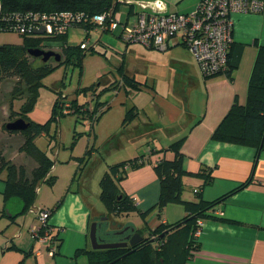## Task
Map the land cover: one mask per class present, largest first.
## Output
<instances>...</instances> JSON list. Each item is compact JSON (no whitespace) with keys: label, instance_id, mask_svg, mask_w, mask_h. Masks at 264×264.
Returning <instances> with one entry per match:
<instances>
[{"label":"crops","instance_id":"0c3cea01","mask_svg":"<svg viewBox=\"0 0 264 264\" xmlns=\"http://www.w3.org/2000/svg\"><path fill=\"white\" fill-rule=\"evenodd\" d=\"M198 1L124 0L122 4L127 5L128 10L131 5L133 12L142 8L187 12ZM119 16L122 17L121 13ZM231 18L232 43L229 49L228 71L225 73L203 77L194 56L180 42L178 36L168 38V47L165 50L142 44L145 48L167 53H163V61L155 62L160 68L157 73L160 78L155 79L154 86L149 87L146 84L145 76L141 81L144 84L137 88L150 100L133 102L131 107L135 108L137 116L129 126L151 124L149 128L158 137L153 140L157 145L156 149L167 145L164 140L170 141L173 137L186 133L181 146L184 170L197 173L207 169L212 176L211 182L203 185L201 176H184L182 198L195 199L194 192L199 189L203 199L213 200L248 179L243 187L216 205L222 212L221 215L204 218L198 238L199 248L193 252L186 264H264V148L258 152L254 147L210 138L212 130L233 101L236 99L243 103L246 100L248 80L257 49L264 45V9L259 12H233ZM120 31L121 29L117 37ZM20 42L21 36L18 34L0 31V43ZM128 43L130 42H125V47ZM52 49L59 50V45L53 44ZM182 50L188 52V55ZM115 75V79L119 80L118 72ZM100 76L104 82H108V77L97 75L98 78ZM159 82L161 85H158ZM43 87L39 89L36 104L29 112V118L40 123L49 117L54 100V92ZM159 89L163 91L160 92ZM108 93L113 97L111 101L106 102V113L113 108L118 110L115 119L116 123L120 124L115 125H119L120 129L130 91L112 86ZM4 105L0 106L2 116L6 114ZM114 133L110 129L106 136H112ZM138 140L144 141V144L138 145V149H131L125 156L117 153V156L121 157L118 159L120 161L144 154V163L136 168L126 167L123 178L119 180L121 190L133 198L136 210L115 216L110 225L111 221L108 222L109 219L102 216L103 212L96 203L89 201L82 193L79 183L82 173L79 172L77 176V161L68 162L71 157L69 154L64 156L65 162L54 163L52 174L55 180L46 189V199L42 203L43 207L51 210L48 223L54 227L53 234H57L56 250L52 255L48 252L49 242L39 241L34 237L33 226L37 224V220L32 213L26 211L12 217L5 211L7 206L9 211L15 213L20 204L18 201H12L11 208L8 201H5V172H2L0 264H91L89 251L93 248L89 231L93 221H97L99 226L104 225L102 229L98 226L99 237L103 234L107 237L104 227L113 229L110 230L112 232L122 231L117 234L124 237L135 234L138 229L143 231V236H149L150 229L182 219L185 210L179 203H168L161 211L154 206L159 193V179L152 168L151 159L170 157L171 153H152L150 149L154 146L153 142H147L143 136L129 141L135 143ZM55 153L59 156L60 149H54L53 155ZM107 155H110L109 150L103 157L98 149H92L84 163L81 162L78 167L81 169L83 163L85 168L91 158L94 159L89 171L101 167L103 158ZM113 163L116 162L107 161V165ZM35 200L37 202V199ZM36 202L34 201V204ZM130 215L135 218H129Z\"/></svg>","mask_w":264,"mask_h":264},{"label":"trees","instance_id":"16d2710c","mask_svg":"<svg viewBox=\"0 0 264 264\" xmlns=\"http://www.w3.org/2000/svg\"><path fill=\"white\" fill-rule=\"evenodd\" d=\"M124 0H0V31L13 32L21 36L19 44L0 43V80L14 77L12 86L7 89L10 101L6 105V122L1 126L9 133L19 132L23 136V144L20 150L36 162V167L32 169L31 177L26 175L23 165L16 166L4 157H0V174L5 172L3 195L5 201L12 197H18L22 201L21 210L12 217L25 213L34 203L38 183L47 182L52 185L55 176L52 174V166L56 160H52L48 154L40 149L35 143V137L40 134L49 133L51 123L55 126L62 116L73 114L77 119H87L90 126L94 121L107 110L108 105L96 100L93 110H89L82 104H78L76 99L67 100V94L60 89L52 88L54 100L52 102L49 117L44 122H35L29 118L39 95V89L44 86L42 78L54 67L61 63L72 64L82 67V58L87 53L96 51L95 47L83 48V40L90 35V32L98 26L94 20V15L112 9L118 11L119 5ZM126 17L133 12L132 6ZM18 13H38L51 19L62 12H68L77 16L71 25L63 30L55 27L51 32L44 29L43 32H36L42 26L31 27L30 30L18 32L13 25L17 24L13 14ZM8 15L13 19L6 22L2 17ZM126 19V18H125ZM51 21H53L51 19ZM33 22V21H31ZM75 26L84 30V38L76 44L68 42L69 28ZM105 29L103 32H109ZM119 37V36H118ZM59 45L60 60L55 61L52 57L43 61L41 57L32 56L28 53L30 48H41L53 50V44ZM127 43V42H126ZM38 58L41 62L33 66L29 57ZM53 59V63L51 62ZM228 71V69L226 70ZM225 71V72H226ZM117 72L119 80L115 79L105 84L111 88H123L125 91L137 89L144 84L134 76H130L125 71L124 61L118 66ZM103 82L102 76L99 77ZM26 89V90H25ZM26 93V94H24ZM95 96L93 95V98ZM19 99L17 109H13V100ZM69 102L68 112H64V103ZM137 116L134 107H129L124 113L121 127L114 135L115 146H120V135L127 134L128 140L139 139L143 136L147 142L158 138L151 130V124L142 126H129L131 121ZM16 118H22L28 123L27 127L21 130L7 129L5 124ZM150 127V128H149ZM149 128V129H148ZM48 135V134H47ZM186 137V133L173 137L170 142L156 149L151 146V152L169 151L170 157L161 156L155 160L151 159L152 168L159 179V193L154 206L159 211L168 203H179L185 210L182 219L171 224H160L149 230V236H143L142 230H136L137 238L140 240L127 246L91 249L89 259L91 264H186L194 251L199 248V241L193 236V231L197 225L198 218L218 217L209 211L216 208V205L227 198L231 193L243 187L248 179L236 188L213 199L202 198L200 190H195V199L186 200L182 198L184 190V176L196 175L203 178V184H208L212 180L209 170L190 173L182 166L183 153L181 146ZM53 140L56 133L52 134ZM210 138L216 141L229 142L238 145L254 147L258 152L264 148V45L259 46L254 59L252 70L249 76L246 100L243 103L236 99L230 105L226 114L212 130ZM144 154L108 165L101 179V199L104 201L107 210V218H112L122 213L136 210L134 200L126 195L119 186V180L123 178L126 167L136 168L144 163ZM143 214V213H142ZM113 231V229H111ZM116 231V230H115ZM163 233L162 236H160ZM107 234V233H106ZM136 238V239H137ZM124 239L117 232L107 234L104 241H116Z\"/></svg>","mask_w":264,"mask_h":264},{"label":"rangeland","instance_id":"374dc122","mask_svg":"<svg viewBox=\"0 0 264 264\" xmlns=\"http://www.w3.org/2000/svg\"><path fill=\"white\" fill-rule=\"evenodd\" d=\"M127 11V5H119L118 13H121L122 20L125 19ZM132 16L133 15L131 14L129 17L130 20H132ZM120 29V26L113 32H102L99 28L93 29L90 32L89 38L90 43L97 42L95 45L97 47L96 51L87 53L83 56L81 63L82 67L65 63H61L54 67L42 78L45 89L46 87L51 90L52 88L60 89L67 94L68 101L76 99L78 104L84 105L91 111L95 107L96 100L102 103H104V101L109 102L112 100L113 96H110L108 93L110 88L105 84H108L115 79L117 68L122 61H124L125 71L128 75L134 76L140 81H143L145 76H147L146 84L149 87L154 86L155 79L160 78V75L157 74L160 72V68L157 67L155 62L163 61V56L165 55L163 53L166 51L148 49L137 42H130L127 47H125V42L120 37H117V33ZM68 33V42L70 44H76L84 38V30L80 27L72 26L69 28ZM57 51L59 50L56 49V52ZM182 52H185L184 54L188 55V52L185 50H182ZM29 60L32 61L31 63L33 66H36L41 62L38 58H32V56L29 57ZM53 61L54 60L51 59L52 63ZM99 74H102L103 77H108V82L103 81L99 84L100 79L97 77ZM172 76L173 75L170 77L172 78ZM14 80V77L0 80V106L1 104L7 105L11 100L7 89L12 86ZM158 85H161V82H159ZM129 91L130 93L125 104L126 108L131 107L136 100H150L148 96H145L137 89ZM162 91L163 90H160V92ZM93 95L95 96L94 98ZM18 105L19 99H14L12 108L17 109ZM106 112L107 111L103 112L97 120L94 121L93 126H90V122L87 119H77L73 114L62 116L56 126L54 123L50 124L49 133H47L48 135L40 134L35 137L36 145L44 150L52 160L55 158L53 150L60 149L59 156L56 155L57 163L65 162L63 159L64 156L70 154L71 157L68 158V162L77 161L76 164L80 165L81 162L84 163L85 158H87L92 149H98L103 157L108 150L110 151V155L103 158L102 165L101 167L98 166L99 168H93L89 171V167L92 165L94 158L89 160L85 168L83 167V163L81 169H79V165L76 166L77 176L79 172L82 173L79 179L82 193L89 201L92 200V202L96 203L97 207L103 212L102 216L105 217L107 216V208L100 196V182L105 170L109 167L107 161L118 163L120 162L118 159L121 158L120 156H117L118 154L125 156L131 149H138L140 143L144 144V141L142 142V140L133 143L127 139V134H124L120 135L121 144L116 147V141L113 137L119 131V125H115L120 124L116 123L115 119L118 110L113 108L110 112ZM6 119L5 116L1 115L0 111V157H4L7 161L16 166L23 165L26 170V175L30 178L32 169L36 167V162L24 151L20 150V146L23 144V136H21L19 132L9 133L2 128L1 125L7 121ZM110 129L115 133L112 136L110 135L111 137H107L106 134H108ZM54 131L56 133V139L53 140L52 134ZM152 142L154 147H157L153 140ZM163 142H167L168 144L170 141L164 140ZM123 160L124 159L121 161ZM23 162L25 163L23 164ZM38 185H40L36 196L38 203L35 200V206L43 207L42 203L44 199H46L45 192L49 184L47 182H39ZM13 200L18 201L16 199H12L11 201ZM11 201L10 204L12 205ZM129 218H135V216L132 217L130 215ZM110 224L111 222L109 225Z\"/></svg>","mask_w":264,"mask_h":264},{"label":"built area","instance_id":"2783aa9c","mask_svg":"<svg viewBox=\"0 0 264 264\" xmlns=\"http://www.w3.org/2000/svg\"><path fill=\"white\" fill-rule=\"evenodd\" d=\"M264 9L262 0H199L194 7L187 12H171L160 10L139 9L132 12V20H122L118 11L109 9L100 14L94 15V20L102 32L105 29L113 31L119 26L121 31L119 37L124 42H138L148 47L165 50L168 47V38L178 36L180 42L190 50L197 62L198 68L203 77H211L219 73H225L228 69L229 49L232 43L231 14L233 12H259ZM6 22L15 19L17 24L13 25L14 30L24 32L31 27H38V24L46 31L51 32L55 27L63 30L77 19L76 15L62 12L51 19L38 13L26 12L2 17ZM33 21V22H31ZM95 28V29H96ZM90 36V35H89ZM86 37L81 47H95L97 44L90 43ZM70 103H64V112H68ZM57 153L54 154L56 160ZM54 166V165H53ZM53 166L51 169H53ZM38 185L36 192L39 190ZM27 212L34 215L37 224L33 226V234L39 241H47L49 254L56 250L57 234H53L54 227L48 223L51 210L45 207L35 206L33 203ZM213 215H221L222 212L214 208L209 211ZM203 218L197 219V225L193 231L195 239L201 233Z\"/></svg>","mask_w":264,"mask_h":264},{"label":"water","instance_id":"95a60500","mask_svg":"<svg viewBox=\"0 0 264 264\" xmlns=\"http://www.w3.org/2000/svg\"><path fill=\"white\" fill-rule=\"evenodd\" d=\"M44 29H45L44 27H41L40 29H37L36 32H38V33L43 32ZM28 53L32 56L41 57V59L43 61H46L51 57L55 61H58L61 58L59 52H56L54 50H44L41 48H30V49H28ZM4 108H5V112L7 114L6 105H4ZM6 114L4 116H6ZM27 125H28V123L26 121H24V119H22V118H16V119L9 121L5 124L6 128L11 129V130H21V129L26 128ZM12 199L18 200V203L20 204V206L17 208V211L15 213H13L12 211H9L7 206L5 207V211L9 212V215L14 216L15 214H17L21 210L22 201L18 197H12L8 200L9 204H10V201ZM13 201H15V200H13ZM11 208H13V204L11 205ZM98 226H99V223L97 221H93L91 223V226H90L89 237H90V241H91V245H92L93 249H103V248L127 246L128 244H134L136 241L140 240V238H137V235L135 233L133 235L124 236V239H120V240H116V241H104L103 239H100V237L98 236V233H97ZM110 230L111 229L109 227L108 228L104 227L105 233L108 234V233L112 232ZM114 232L118 233V232H122V231H114ZM162 235H163V233L160 236H162ZM135 237L137 239H134Z\"/></svg>","mask_w":264,"mask_h":264},{"label":"flooded vegetation","instance_id":"af4514ba","mask_svg":"<svg viewBox=\"0 0 264 264\" xmlns=\"http://www.w3.org/2000/svg\"><path fill=\"white\" fill-rule=\"evenodd\" d=\"M103 226H104V225H103ZM103 226H101V225H100V226H99V228H101V229H102V227H103ZM100 237H101L100 239H103V240H105V238L107 239V237H105V235H104V234H103V236L101 235ZM134 239H136V237H135Z\"/></svg>","mask_w":264,"mask_h":264}]
</instances>
